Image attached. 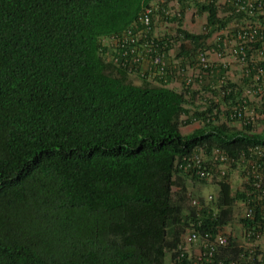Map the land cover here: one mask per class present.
<instances>
[{"label":"trees","instance_id":"16d2710c","mask_svg":"<svg viewBox=\"0 0 264 264\" xmlns=\"http://www.w3.org/2000/svg\"><path fill=\"white\" fill-rule=\"evenodd\" d=\"M151 1L0 0V264H189L175 253L190 217L177 160L203 144H264L212 125L213 103L190 114L184 92L102 60L100 37ZM180 7L206 16L205 33L178 30L194 47L232 20L213 3ZM242 86L228 81L220 101ZM219 194L205 227L228 225L241 199L228 183Z\"/></svg>","mask_w":264,"mask_h":264},{"label":"built area","instance_id":"2783aa9c","mask_svg":"<svg viewBox=\"0 0 264 264\" xmlns=\"http://www.w3.org/2000/svg\"><path fill=\"white\" fill-rule=\"evenodd\" d=\"M181 2L213 3L220 17L232 20L194 47L178 31L184 30L186 12L181 13L180 0H152L122 32L100 37L102 60L130 75H146L155 84L164 82L165 87L184 92L190 114L213 103L209 115L212 125L264 134V0ZM155 26L169 32L156 31ZM202 31L206 32L205 25ZM163 38V48L159 49L158 41ZM230 61L239 65L242 84L244 79L247 83L235 102L228 98L222 103L219 99L233 91L226 87ZM193 124L202 126L203 122ZM175 166L192 180L214 184L218 191L221 182L231 185L237 175L239 187L235 192L243 206L237 233L218 223L205 227L208 224L202 222L206 216L213 222L218 216L217 208L210 207L216 199L207 195L202 200L189 194L190 217L175 251L176 260L186 259L189 264H264V144H252L237 153L203 144L178 159Z\"/></svg>","mask_w":264,"mask_h":264},{"label":"rangeland","instance_id":"374dc122","mask_svg":"<svg viewBox=\"0 0 264 264\" xmlns=\"http://www.w3.org/2000/svg\"><path fill=\"white\" fill-rule=\"evenodd\" d=\"M222 0H220L221 2ZM206 22V16L205 15H200L197 13L196 9L194 7H188L186 9L185 12V16H184V24H183V29L191 34H200L202 31V27L205 25ZM188 48H190V46H187ZM230 58L228 56L225 57V61L229 62ZM230 68L228 70V81L234 84H238L240 85V87L242 86V79H241V68L239 67V65H237L236 63L230 61ZM131 80L135 83V84H140V81L137 80V78L135 77H131ZM220 101V99H219ZM224 119V117H220V121L222 122V120ZM200 126L197 124H193V125H188V126H184L181 128V133L183 135L189 134L192 131H194L195 129L199 128ZM184 178V176H182ZM185 188H186V198L184 200V208H185V212L189 215L191 208L189 206V194L193 195V196H198L200 197L202 200L205 199L207 197V195H213V197L215 199H218V197L220 196L219 191L217 189V187L213 184H207V183H199L196 181H192L190 179H188L187 177L184 178L183 180ZM239 187V182L237 179V175L233 176V180L231 182V189L233 194L235 193V191L238 189ZM177 190V189H175ZM217 201L211 205L210 207L212 208H217L216 205ZM242 209L243 206L240 202V200L235 199L234 204H233V215H232V219L230 220L229 224L227 225V231L229 232H235L237 233V228H236V223L240 218V215L242 213ZM195 250V248H192V251ZM166 264H172L170 257L168 255L167 259H166Z\"/></svg>","mask_w":264,"mask_h":264},{"label":"crops","instance_id":"0c3cea01","mask_svg":"<svg viewBox=\"0 0 264 264\" xmlns=\"http://www.w3.org/2000/svg\"><path fill=\"white\" fill-rule=\"evenodd\" d=\"M155 27H156V26H155ZM155 30H156V31H163V32H165L166 34L169 32V31H167V29L164 31V29H163V28H161V27H158V26L155 28ZM166 31H167V32H166ZM190 125H193V123H192V124H190Z\"/></svg>","mask_w":264,"mask_h":264},{"label":"clouds","instance_id":"9594fccd","mask_svg":"<svg viewBox=\"0 0 264 264\" xmlns=\"http://www.w3.org/2000/svg\"><path fill=\"white\" fill-rule=\"evenodd\" d=\"M180 173V172H179ZM181 175H183V176H185V177H187L186 175H184V174H182V173H180ZM188 178V177H187ZM188 179H190V178H188ZM190 180H192V179H190ZM192 181H196V180H192ZM196 182H198V181H196ZM199 183H204V182H199ZM214 185V184H213ZM231 186V185H230ZM236 193V192H235ZM198 197V196H197ZM218 199H216V201H217Z\"/></svg>","mask_w":264,"mask_h":264}]
</instances>
